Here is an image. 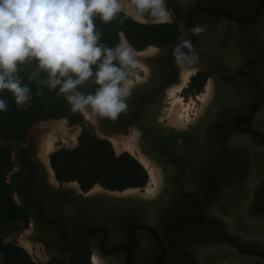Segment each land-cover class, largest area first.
Here are the masks:
<instances>
[{
    "label": "flooded vegetation",
    "instance_id": "1",
    "mask_svg": "<svg viewBox=\"0 0 264 264\" xmlns=\"http://www.w3.org/2000/svg\"><path fill=\"white\" fill-rule=\"evenodd\" d=\"M166 6L178 32L170 43L184 40L181 51L193 58L178 68L179 80L182 69L195 68L193 81L212 80L214 94L202 116L192 107L191 122L178 128L168 118L170 85L152 96L131 91L121 118L135 124L112 135L138 131L140 151L161 169L163 190L148 201L141 227L129 220L126 241L98 256L107 264H264V0ZM93 255L68 264H93Z\"/></svg>",
    "mask_w": 264,
    "mask_h": 264
},
{
    "label": "clouds",
    "instance_id": "2",
    "mask_svg": "<svg viewBox=\"0 0 264 264\" xmlns=\"http://www.w3.org/2000/svg\"><path fill=\"white\" fill-rule=\"evenodd\" d=\"M126 0H0V92L8 90L17 107L31 99V90L21 83L19 66L36 61L47 73L41 85L59 89L73 112L119 120L128 110L129 77L139 65L130 45L115 48L102 44L95 18L111 22L124 10ZM138 13L166 19V0H131ZM95 66V70L93 68ZM30 76L29 79H34ZM138 78V77H137ZM91 82L95 94L77 89ZM40 92L37 93L39 95ZM7 102L0 99V112Z\"/></svg>",
    "mask_w": 264,
    "mask_h": 264
},
{
    "label": "water",
    "instance_id": "3",
    "mask_svg": "<svg viewBox=\"0 0 264 264\" xmlns=\"http://www.w3.org/2000/svg\"><path fill=\"white\" fill-rule=\"evenodd\" d=\"M185 44L184 40H178L157 48V53L146 59L151 71L150 77L131 91L152 96L176 83L178 68L189 64L193 59L182 53L181 49ZM77 90L95 94L96 87L86 83ZM147 98L148 95L139 98L136 108L141 107L143 100ZM121 117L116 122L109 119L99 121L96 118L98 130L105 136H110L115 131L135 124L136 118ZM34 141L32 131H29L26 143L14 153L15 166L9 173L8 180L16 200L29 212L32 222L29 238L42 244L48 256L46 263L33 261L35 264H68L70 257L88 252L103 254L104 246L109 247L115 241H126L130 232L129 220L138 222L135 225L141 227L149 202L137 196L123 195L126 189L113 191L100 186L102 191L93 194L90 189L83 192L79 186L75 189L65 185L69 182L59 181L57 189L49 187L46 182V167L36 156ZM126 249L124 247L121 250Z\"/></svg>",
    "mask_w": 264,
    "mask_h": 264
},
{
    "label": "trees",
    "instance_id": "4",
    "mask_svg": "<svg viewBox=\"0 0 264 264\" xmlns=\"http://www.w3.org/2000/svg\"><path fill=\"white\" fill-rule=\"evenodd\" d=\"M97 29L102 33L101 43L115 48L118 34L122 33L128 44L137 51L147 47H163L174 40L175 28L169 24H141L120 12L109 23L95 18ZM95 70V66H93ZM43 79L25 81L31 90L28 107H17L11 97L6 112H0V126L18 138L24 135L37 120L67 118L79 123V113L73 112L71 105L59 94L41 85ZM96 87L94 83L86 82ZM203 81H193L192 86L200 88ZM40 92L39 95L37 93ZM48 108L47 114L43 110ZM16 125L15 127H12ZM11 150L0 147V176L12 169ZM50 165L59 182H77L83 192L101 185L104 189L123 191L128 188H143L148 173L142 165L127 154L115 155L111 143L96 138L89 132H82L79 145L73 149L53 152ZM12 188V187H11ZM10 186L0 183V223L11 216L24 217L25 207L14 205L9 195ZM0 264H35L31 256L19 246L0 238Z\"/></svg>",
    "mask_w": 264,
    "mask_h": 264
},
{
    "label": "bare ground",
    "instance_id": "5",
    "mask_svg": "<svg viewBox=\"0 0 264 264\" xmlns=\"http://www.w3.org/2000/svg\"><path fill=\"white\" fill-rule=\"evenodd\" d=\"M186 1V0H185ZM175 2V0H174ZM184 2V1H182ZM124 11L131 15L133 18L138 15L135 6L131 4V0H126ZM135 19V18H134ZM153 17L149 16L148 14L144 15V18L142 21L145 23H149V21H154ZM157 21L161 22H167L171 20V17L168 16L166 19H157ZM137 20V19H136ZM263 24V23H262ZM264 36V35H263ZM151 48L149 50L145 51H136L143 53L141 56H137L136 59L139 61V66L146 72V77L143 79H139L138 82L140 81L141 83L146 81L147 78L150 77V69L147 67L146 59L150 56H153L157 53V48L150 46ZM185 58V57H183ZM182 68V67H180ZM196 69L195 68H184L182 69L180 73V80H179V71H178V80L176 83H173L170 85L167 89V96L168 99H172L171 103V109H170V115L168 116L169 118V123L178 127V128H183L185 126V120L190 121L189 113L190 109L194 107L195 103L192 102L191 104L186 105L184 103L183 98L180 96L181 93L188 87V84L190 83L191 78L195 75ZM133 82V81H132ZM137 84H140L138 83ZM137 84H132L129 83V87L132 90L135 85ZM214 94V83L212 80H209V83L207 85V94L205 96L200 97V101L203 102V107L197 111V116L200 117L202 116L206 109L208 108L212 96ZM86 117L88 119H91L93 123L97 125L96 122V117L91 114V112L87 111L84 112ZM196 116V117H197ZM196 120H193V122ZM191 122V121H190ZM41 124V123H40ZM98 128V127H97ZM100 132V131H99ZM101 133V132H100ZM102 134V133H101ZM62 136L65 139V127L61 121H50L46 122L45 124L37 125L33 129V135L32 137L35 139L34 143L36 145V156L37 158L45 165L46 167V182L49 187L52 189H57L60 185L57 183L56 178L54 177V173L52 168L50 167L49 164V155L52 150H54L57 136L59 137ZM105 136L104 134H102ZM61 137V138H62ZM67 137V136H66ZM110 141L113 143V146L115 147L116 151L121 152V151H127L131 153L132 155H135L138 157L140 162L146 167V169L149 170V175L152 181L153 186L148 187L145 189V191H140L134 188H128L123 192V195H133L137 196L143 200L150 201L153 199H156L158 195L161 193L163 190V175L161 172V169L158 165L153 163L148 157H146L139 149L138 147V131L135 130V133L132 137H127L125 135H110V136H105ZM77 137H73L72 140H68L69 142H76ZM66 140V139H65ZM66 142V141H65ZM70 143V144H71ZM38 146V148H37ZM68 187H73L77 189L73 182H69L65 184ZM101 186V185H100ZM96 189V190H95ZM93 189V191L90 189V193L96 194L101 192V188L96 187ZM95 190V191H94ZM28 234L27 236H23L19 239V243L22 247H24L30 255L33 257L35 261H43L45 260V256L42 254L41 249L38 245V243L33 242L29 238ZM42 245V244H41ZM93 264H107L105 260H103L101 257H99L96 253L93 255ZM230 260V259H229ZM221 261V260H220ZM226 262V261H225ZM223 264H227V263ZM238 262V261H237ZM44 263V262H43ZM221 264V263H220ZM233 264V262H232Z\"/></svg>",
    "mask_w": 264,
    "mask_h": 264
},
{
    "label": "rangeland",
    "instance_id": "6",
    "mask_svg": "<svg viewBox=\"0 0 264 264\" xmlns=\"http://www.w3.org/2000/svg\"><path fill=\"white\" fill-rule=\"evenodd\" d=\"M121 12L124 13L125 15H127V16H130L131 19H133L134 21H136L138 23H141V24H169V25H172V23H170L169 21H167V22L157 21L154 17H153L154 21H149V23H145V22L138 21V20L134 19L131 15L126 13V11H124V10L121 11ZM177 36H178V32L175 29L174 39ZM117 46H129L128 42L126 41V39L124 38L122 33L118 34V39L116 41V46L115 47H117ZM150 48L151 47H147L146 49H144L142 51L149 50ZM155 48H158V47H155ZM135 51H137V50H135ZM36 63H37L36 61H32L31 63L19 66L18 75L20 76L21 83L23 85H27L25 81L26 80L29 81L30 80L29 79L30 76H35L34 79H43V80L47 79V73L43 72L42 70H39L36 67ZM146 66L149 67L148 65H146ZM149 69H150V67H149ZM133 71L135 72V75L129 77V81L132 84H135L136 82H138L139 79H143V78L146 77V72L142 68H140L139 65ZM192 82H193V78H191L190 83L188 84V87H190V88L187 87L183 91V93L180 94V96L182 98L183 97L185 98L184 103L188 102V96L189 95L192 96V98L189 100V102L190 103H192V102L195 103L194 108H197V109L200 108L201 109L203 107V102L200 101V97L201 96L203 97V96H205L207 94L206 88H207L208 82H206V84L204 86L202 85L200 88H195V89H192V87H193L192 86ZM138 83H141V82L139 81ZM61 96L64 99V101H66L67 104L70 105L68 103V101L65 99V96L63 94H61ZM166 96H167V94H166ZM193 96H195V97H193ZM11 97H13V95L8 90H4L3 92H0V99L5 100L7 102V105L10 103ZM167 100H168V98H167ZM170 101L172 102V99H170ZM23 106L24 107H28V103H26ZM48 110H49L48 108H45L43 110V113L47 114ZM78 113H79V117H80L79 123H74L70 119H67V118L37 120L36 122L33 123V125L28 129V131L24 135L20 136V138L14 136L12 134L9 135L8 134L9 130H7V128H3L2 126H0V147L8 148V149L11 150V155L10 156H11V162H12V169L9 172H7L4 176H2V177L0 176V183H5V184L10 186L9 195L11 196V199L14 202V205L22 207V205H20V203H18V201L16 200V197H15V195L13 193V189L11 188L12 186L10 185L9 180H8L9 173L14 169V166H15L14 165L13 156H14V153L26 143V141L28 139L29 131H32V135H33V129L37 125L45 124L46 122H50V121H54V122L61 121L63 123L64 127H65V139L66 140L60 135H59V137L57 136V140H56V144H55L54 150L51 151L50 155L53 152L61 150V149H73V148L78 147L79 138H80V135H81L82 132H87V133L89 132V134L94 135L98 139L105 140V141H110V139H108L107 137L103 136L99 132V130L97 128V125L95 123H93L91 119H88L86 117V115L84 114V112H78ZM15 126L16 125H14L12 127H15ZM73 137H77L76 142L75 143L69 142L68 140H70V139L72 140ZM109 143H111L112 149H113L115 155H117V156L122 155V154H127L129 156L132 155L131 153H129L127 151H121V152L116 151L115 147L113 146V143L111 141ZM37 148H38V146H37ZM124 152H126V153H124ZM50 155H49V157H50ZM133 159H134V157H133ZM137 162L140 165H142L144 167V169L147 171L148 180H147V183L144 185L143 189H141V188H134V189H137V190H140V191H145V189H147L148 187L153 186V184H152V181H151V178H150V175H149V170L146 169V167L140 161L137 160ZM49 164H50V160H49ZM50 167H51V165H50ZM53 173H54V171H53ZM54 176H55V173H54ZM73 183L76 184L75 185L76 187L79 186V185H77L78 184L77 182H73ZM96 187L99 188L100 186L96 185L91 190L93 191V189H95ZM79 188H80V186H79ZM100 190L102 191V189H100ZM31 231H32V222L30 221V219L28 217V214H25L24 217L14 215V216H11V219H8V220L0 223V238L6 240L7 242H9V243H11L13 245L19 246L20 248L24 249L29 255H30V253L24 247H22L20 245L19 239L21 237H23V236H27L28 234L31 233ZM36 243H38V242H36ZM38 245H39V247L41 249L42 254L45 256V260H43L42 262L46 263L48 261V256L44 253L43 246L41 244H39V243H38ZM31 258H32L33 261H35L32 256H31Z\"/></svg>",
    "mask_w": 264,
    "mask_h": 264
}]
</instances>
